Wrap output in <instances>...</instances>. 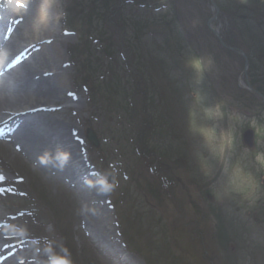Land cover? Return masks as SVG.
Returning a JSON list of instances; mask_svg holds the SVG:
<instances>
[{
    "label": "rangeland",
    "instance_id": "374dc122",
    "mask_svg": "<svg viewBox=\"0 0 264 264\" xmlns=\"http://www.w3.org/2000/svg\"><path fill=\"white\" fill-rule=\"evenodd\" d=\"M39 3L40 0L37 6ZM214 10L211 0H58L53 10L54 15L68 12V18H72L78 27L77 31L66 29L63 25L64 16L58 24L52 23L54 29L50 35L55 37L56 46L62 47L64 59L67 61L68 72L64 73L67 79L66 89L71 96L68 101L63 100V106L68 107L65 112L68 115H78V106L71 100L81 102L83 112L79 117L83 121L80 134L85 144L82 153L91 173L95 174L94 177L101 180L111 173L112 175H108L109 182L114 177L119 183L115 191L102 199L108 211L109 221L116 235L118 234L119 244L126 248L124 235L134 236L132 239L137 252L133 248L135 253L127 250L132 254L129 256L131 262L126 260L121 264H217L233 251L225 253L221 246L228 249V245H224L223 241L219 243V238L214 244L211 241L212 234H216L221 226V221L215 214L217 206L229 215V223L241 221L251 209L259 205L264 208V195L259 199L261 201L251 207L242 206L239 200L234 198L226 197L217 201L213 194L215 180H209L203 175L200 157H205L208 163L214 166L217 179L220 178L221 171L214 156L204 146L202 138L189 131V108L192 104L179 98V94L169 87L172 80L168 79V72L163 70L166 73L164 75L158 68L159 60L162 61L168 56L170 61L175 53H180L184 60H188L195 55V50H202V56L212 58L213 66L211 71H207V80L211 79L220 101H227L226 110L238 112L243 116V120L234 124L237 146L232 159L241 157L245 168L260 176L262 172L258 171L253 153L246 151L240 136L245 128L252 129L249 127V121L255 115L264 123V111L260 114L264 102L254 98L256 104L251 109L242 106V100L237 104L229 97L230 93L238 90L245 91L246 98L247 94L251 93L246 85L245 61L241 54L228 53L211 30H216L222 38L224 31L231 32L232 38L238 34L236 25L233 20L222 17L221 13L210 23ZM21 13L22 11L11 12L9 18L14 20L21 17L24 20ZM181 30H185L184 37L180 33ZM151 32L153 37L149 36ZM96 39L101 40L107 54L116 52L115 49L121 46L123 51L118 50L119 53L127 55L135 71L134 78L138 85L135 94L129 93L126 87L127 74L122 75L121 72L114 84L91 80V88L87 85L82 92H76L75 68L90 67L95 70L96 76L102 74L101 59L97 57L98 48L93 43ZM189 49L192 50L191 55L188 54ZM68 51L77 55L75 58L79 60L80 67L74 68L70 63ZM149 64L156 69V73L150 74L151 76L146 73ZM150 82L156 84L155 89H159L158 91L164 90L170 98L172 96V109L169 107L168 111V107L162 106L158 98L155 101L149 98L153 96ZM148 89L151 90L150 93ZM97 100L103 103V109L97 106ZM201 120L203 121L202 116ZM219 123L227 127L233 122L225 119ZM184 126L186 131L181 134L183 131L180 129ZM90 134L96 135L97 138L95 150L88 142L87 136ZM7 146L0 144V161L2 162L4 157L8 158L7 162H4L5 165L0 163V170L13 173V178H23L25 183L18 187L19 189L16 187L19 192L12 191L13 194L2 199L1 216H15L11 223L15 222L18 230L27 229V237L34 238L35 231L39 230L45 239H51L55 231L54 235L62 239L63 247L70 251L73 264H116L103 258L102 255L108 256L110 253H116V250L104 245L102 235L97 234L95 224L98 221L95 213L90 210L88 218L85 217L77 191L72 190L60 178L51 179L53 176L36 170L22 157L13 158L11 153L6 154L4 149H9ZM58 148L69 153L67 147L59 145ZM89 148L93 151H89ZM256 151H264V141L257 144ZM181 155L186 158V163H182ZM73 164L79 167L77 159L73 160ZM77 173L79 175V172ZM84 187L91 193V197L96 199L94 187H88L86 183ZM206 188L209 189L206 193H212V200L203 192ZM27 193L40 197L39 200L48 207L49 218L57 222L54 227L47 224V227L43 228L44 222L50 219L46 217V220H43V216L34 215V211L29 209L30 204L24 200ZM193 203L203 208L206 220L200 221L201 218H196ZM114 205L117 206V212ZM45 206L42 205V209L46 214L48 210ZM198 220L201 235L203 234L202 237L206 240V250L200 242L201 235H198ZM251 231V239L245 237L240 240V256L235 258L237 264H247L249 254L254 258L253 264H264V242H253L256 238L264 240V229ZM99 238L101 243L98 242ZM56 246L58 247V242ZM56 246L47 245L43 241L32 242L28 243V249L24 245L21 251L29 254L31 258L33 256L39 259L37 262L40 264L46 260L55 264L49 254L56 253ZM117 254L119 257L123 255L119 252ZM239 258L245 259L244 263H241Z\"/></svg>",
    "mask_w": 264,
    "mask_h": 264
},
{
    "label": "bare ground",
    "instance_id": "6f19581e",
    "mask_svg": "<svg viewBox=\"0 0 264 264\" xmlns=\"http://www.w3.org/2000/svg\"><path fill=\"white\" fill-rule=\"evenodd\" d=\"M38 1L28 0L25 23L20 26L16 35H10V42L0 41V50L7 53V60L0 64V75H3L0 80V139L6 143L4 145H8L9 149H4L6 154L11 153L13 158L22 157L36 170L53 176L51 179L60 178L72 190L75 189L85 217L88 218L90 210L96 215L97 234H101L109 245L118 246L116 232L109 221L104 200L102 201L105 195L99 194L94 187L95 199L83 188L86 180L99 181L91 173L82 153L85 144L80 134L83 120L79 114L83 112V106L79 100H71L78 106L80 113L75 116L65 112L68 107L63 105L71 96L66 89L64 73L68 72L67 61L64 59L62 47H57L55 37L50 36L54 29L53 24L47 27H37L35 24ZM124 58L129 62L127 55ZM134 73V70L128 72L125 76L129 78L127 81L132 83L131 76ZM133 80L136 85L135 78ZM6 128L10 133L3 132ZM59 145L67 147L70 153L67 165L61 168L56 161L41 164L39 158L43 154L49 153L54 157L58 151H62L58 148ZM6 158L5 160L8 159ZM76 159L80 168L73 164ZM10 225L6 229L0 227V232L4 235L3 238L0 236V253L5 255L7 250L13 264H24L16 252H20L26 245V238L21 234L15 237L8 235V231L18 230L15 222ZM127 257L131 262L129 255Z\"/></svg>",
    "mask_w": 264,
    "mask_h": 264
},
{
    "label": "trees",
    "instance_id": "16d2710c",
    "mask_svg": "<svg viewBox=\"0 0 264 264\" xmlns=\"http://www.w3.org/2000/svg\"><path fill=\"white\" fill-rule=\"evenodd\" d=\"M214 3L218 6V8L221 11L222 17H227L236 25V32H238L237 35H233V37H230L231 32H225L223 35V40L225 44L228 47L238 49L246 54V56L249 59V71H248V78L250 81V84L254 90L259 92L264 96V0H213ZM103 2V1H102ZM167 9V7L165 8ZM169 10V9H168ZM66 26L69 29L77 31L78 27L75 26V22L72 18H69L68 24ZM239 28V30H237ZM147 31V28H145ZM184 31V33H183ZM180 33L182 34V37L185 35V30H181ZM149 36L153 37V32L149 34ZM188 54L191 55L192 50L189 49ZM229 53V51H228ZM195 56H202V50H195L194 51ZM233 55V53H231ZM77 55L74 56V58ZM112 57V55H110ZM76 59V58H75ZM167 59V60H166ZM166 59L159 60L158 62V68L162 70V73L165 75V72H168V79L172 80V83L170 84V88H173L178 94L179 98H183L182 100H185L186 102H189L193 104V90L199 89L201 93L204 95L205 98V105L206 106H212L213 103H218L220 101L219 96L215 93L213 89V85L210 81L207 80L208 72L206 71L203 73L201 77H199L200 82L197 83L198 74L193 69L186 65V61L181 56L180 53H175L174 58H172L170 61L168 60V56H166ZM111 63H109V69L111 70L114 66L115 68H120L118 65L117 59L114 56L110 59ZM98 64V62L96 63ZM124 69L126 68L128 72H133L132 63L131 61L123 63ZM97 67V66H96ZM89 68V67H88ZM86 68V69H88ZM150 68V70H149ZM84 69V68H83ZM84 69V71L86 70ZM122 70V67H121ZM130 70V71H129ZM147 74H155V67L150 66V64L147 67ZM165 72H164V71ZM92 71L96 74L95 70L92 69ZM99 75V74H98ZM100 77V76H96ZM111 81L115 82L116 79V73L111 74ZM210 78V77H209ZM151 86L153 87V91L148 89V93L150 91L153 93L151 97L152 101H155L156 98H158L159 103H161L162 106L168 107V111L170 110L169 107L173 106V100L172 96L169 97L168 93L166 94L165 91H158L156 84L151 83ZM174 86H176L174 88ZM155 89V90H154ZM160 92V94H158ZM174 94V93H173ZM155 95V96H154ZM175 95V94H174ZM217 95V96H216ZM246 92L243 90H238L236 92L230 93L229 97L232 98L234 103L240 104L242 100V106H246L249 108H253L256 104V100L258 98L253 94H247L248 98L245 97ZM255 98V99H254ZM264 109V106L262 110L260 111V114ZM264 113V112H263ZM257 117V115H256ZM258 119V117H257ZM180 130L183 132L181 134L185 133V127H182ZM179 133V132H178ZM182 163H186V158L181 155ZM262 182H264V172L260 176H258ZM206 191H209L208 188L204 189L205 194L208 197H211V200L213 199L212 193L210 192L206 193ZM209 194V195H208ZM261 201V200H259ZM194 207L196 208L195 216L196 218H201V220H206L207 216L206 213L203 211V208L198 207L195 203ZM242 206H248L247 203L242 204ZM241 208V207H239ZM250 208V207H248ZM235 209V208H234ZM240 211V210H238ZM220 212H223V214H220ZM215 214H217L218 220L221 221V226L218 227L216 234H212L211 241L214 244L216 242V239L219 238V243L223 241L224 245H228V249H224L222 246V250L226 252H231L230 245L231 243L234 244V252H231V254H227L228 256L226 259L219 261L217 264H237V260H235L236 256H240V240L245 237L247 239H251L253 237V233L251 230L254 229L252 227L251 222H257L256 224L260 225L262 229H264V208L256 207L251 209V212L249 211V214L241 219V221H234L233 223H229L228 214L225 213L223 209L218 208L215 209ZM199 221V220H198ZM199 221V222H200ZM198 235H201V227L197 229ZM205 232V230H204ZM203 235V234H202ZM201 235V237H202ZM165 241V240H164ZM264 240L262 238H256L253 242L262 243ZM200 242L204 249L206 250V240L204 237L200 239ZM206 253V251H205ZM247 264H253L254 261L251 258V254H249ZM246 257V258H247ZM183 259V258H181ZM240 259L241 263H244L245 259ZM186 264V262H184ZM264 263V260H263ZM181 264V263H180ZM260 264V262L258 263Z\"/></svg>",
    "mask_w": 264,
    "mask_h": 264
},
{
    "label": "clouds",
    "instance_id": "9594fccd",
    "mask_svg": "<svg viewBox=\"0 0 264 264\" xmlns=\"http://www.w3.org/2000/svg\"><path fill=\"white\" fill-rule=\"evenodd\" d=\"M25 2L27 3L28 0ZM57 2L58 0H40L35 21L37 27H47L52 23L58 24L66 15L64 12L54 15L53 10ZM6 60L7 53L0 50V64ZM186 65L197 72V83H199V77L206 71H211L213 60L210 56L194 55L188 58ZM192 96L193 104L189 108V131L202 138L204 146L214 156L221 171L220 178L217 179L214 166L209 164L205 157H200L203 175L209 180H215L213 185L214 196L217 201H222L227 197L238 199L241 204L247 203L250 207L254 206L264 195V182L255 172L245 168L244 160L241 157L232 159L237 146L234 124L243 120V116L238 112L226 110L227 101L225 100L219 101L214 106H206L204 95L199 89H194ZM225 119L233 123L227 127L221 126L219 122ZM249 127L255 131L257 144L264 141V123L254 117L249 121ZM246 151L252 150L246 149ZM253 157L258 165V171L264 172V151L253 152ZM69 159L70 153L67 151H58L54 157L45 153L39 158L41 164L46 165L56 161L61 168L67 165ZM108 175L112 174L109 173ZM108 175L99 181L89 179L85 183L88 187L97 188L101 195H110L119 186V183L114 177L109 182ZM20 234H28L27 229H21ZM62 253L63 255L59 256L58 264H73L71 253L66 247L62 248ZM43 264H52V262L46 260Z\"/></svg>",
    "mask_w": 264,
    "mask_h": 264
},
{
    "label": "water",
    "instance_id": "95a60500",
    "mask_svg": "<svg viewBox=\"0 0 264 264\" xmlns=\"http://www.w3.org/2000/svg\"><path fill=\"white\" fill-rule=\"evenodd\" d=\"M218 14H219V9L216 8V15L214 16V18H212V19L210 20V23H212V22L217 18ZM211 30H212V32L214 33V35L217 37L218 41H219L222 45H224V43H223L221 37L219 36L218 32L215 31L214 29H211ZM246 68H247V64H246ZM243 141H244V144H245L248 148L252 149V148L255 146L254 133H253L252 131H248V132H246L245 135H244V137H243Z\"/></svg>",
    "mask_w": 264,
    "mask_h": 264
},
{
    "label": "snow or ice",
    "instance_id": "6c2138e0",
    "mask_svg": "<svg viewBox=\"0 0 264 264\" xmlns=\"http://www.w3.org/2000/svg\"><path fill=\"white\" fill-rule=\"evenodd\" d=\"M49 43H51V41H49ZM0 179H3V177H2V176H0Z\"/></svg>",
    "mask_w": 264,
    "mask_h": 264
}]
</instances>
